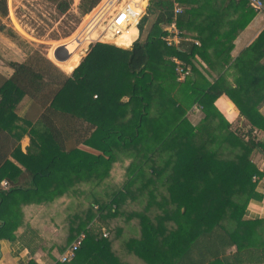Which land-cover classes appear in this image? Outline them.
I'll return each instance as SVG.
<instances>
[{
	"label": "trees",
	"instance_id": "trees-1",
	"mask_svg": "<svg viewBox=\"0 0 264 264\" xmlns=\"http://www.w3.org/2000/svg\"><path fill=\"white\" fill-rule=\"evenodd\" d=\"M48 1L60 13L68 9L66 2ZM100 1L81 0L82 14ZM191 1L177 3L184 7ZM234 3L251 12L240 16L227 36H236L255 12L243 0ZM152 10L153 24L143 36L148 16L140 19L130 48L91 43L74 70L50 52L49 59L63 72L73 71L70 76L44 60L55 76L14 63L13 74L0 77V183L10 185L0 188V240L16 238L24 207L49 208L73 191L78 194L75 189L84 182L93 191L86 209L77 198L65 218L68 246L62 252L84 235L69 264H123L122 255L146 264H264V219H243L249 201L261 199L255 188L262 171L254 156L264 155V141L233 132L214 106L226 95L249 122L250 132H264L257 110L264 99V29L230 64L235 87L227 86L224 75L203 86L192 77L180 83L170 59L199 75L191 59L205 60L203 49L186 42L169 47L163 41L168 32L162 26L173 19L172 0H149L147 14ZM6 14V0H0V18ZM194 15L184 9L175 20L178 30L197 27L190 21ZM206 30L197 35L202 46L208 41ZM25 96L43 110L34 125L15 113ZM194 105L204 114L196 125L186 117ZM26 134L31 148L23 153L19 143ZM9 156L30 175L27 187L16 185L23 171ZM118 161L124 178L120 186L109 180ZM93 220L111 224V235L88 228ZM20 239L31 254L41 242L29 226ZM232 247L235 251L229 252Z\"/></svg>",
	"mask_w": 264,
	"mask_h": 264
},
{
	"label": "crops",
	"instance_id": "crops-1",
	"mask_svg": "<svg viewBox=\"0 0 264 264\" xmlns=\"http://www.w3.org/2000/svg\"><path fill=\"white\" fill-rule=\"evenodd\" d=\"M234 1L240 0H192L184 7L180 5L183 10H194L195 15L190 16V21L197 26L185 27V29H182L181 36L184 41L181 43L186 42L197 48L202 47L203 55L206 57L204 60L199 55H194L191 59V62L198 70L199 75L193 74L191 66H189L190 75L187 78L192 77V79L197 81L200 86H203L206 82L212 84L218 79L219 75H224L227 86L230 85L235 87L234 75L236 72H234L233 68L229 66L243 50L254 42L259 33L264 29V10L259 12L255 11L252 19L243 30L238 31L236 36H227L228 34L233 33L235 22L239 17L244 14L249 15V12H251L246 9L244 10L242 6H238L237 8ZM243 1L246 2V8H251L246 0ZM0 22L1 24L4 23L2 18H0ZM162 27L168 29V24L163 25ZM204 27L207 29L204 34L206 36L205 40L208 41L202 46V40L198 39L197 35L202 33ZM17 28L20 30L18 26ZM135 29L137 35L133 42L138 38L137 26H135ZM209 33L212 34V36H208ZM213 34L216 36H213ZM222 34L224 36H219ZM0 44L1 56L4 46L9 48L13 43L12 41L5 39L3 36H0ZM130 46L128 48H130ZM227 57L231 58L228 66L223 64ZM17 63L19 64L23 62ZM221 64L224 66L222 69L220 67ZM260 64L264 65V57L260 60ZM69 68L74 70L76 67L72 68L69 66ZM13 72L14 69L11 66L6 67L5 63L0 59V77L8 79ZM184 80L177 79L180 83ZM214 106L230 124V129L233 132L244 134L243 136L245 140L247 139L246 134L250 133L253 138H257L259 141H264V132L257 129L250 132L251 126L249 122L240 116L239 111L226 95L217 98L214 102ZM257 110L258 113L264 117V99L259 103ZM42 112L43 110L38 106L37 102L28 96L23 98L15 110V113L19 118L32 122V125L37 123L39 120L38 117L42 115ZM203 116L204 114L197 105L192 106L186 114L188 121L192 125L198 124ZM19 144L21 151L26 153L27 150L31 148L29 136L27 134L24 135ZM9 158L11 162L16 164L23 171V174L17 180L16 185L27 187L29 185L30 175L10 156ZM254 162L259 170L262 171V176L257 180L255 188V191L261 196V199H253L249 201L244 210V220L264 219V155H262V153L255 154ZM120 166H122L120 161L115 163L109 178V180L111 179L112 182L118 186L124 181L122 176L123 171L119 170ZM117 169L119 170V174L117 173L114 175L113 172ZM115 179L118 182H115ZM90 186V183L82 182L81 185H78L75 189L79 190L78 194H75L73 191L70 194L71 196L60 198L59 201L55 202L49 208L35 205L24 207V224L23 226H20L15 233L17 239L15 238L13 241L0 240V264H27L30 261H33L36 264L60 263L58 257L62 253L61 250L68 246L67 237L69 225L65 218L71 212L70 209H73L71 203L77 198L82 200L83 207L86 209V202L90 201V197L93 193ZM95 194L100 195L101 193L98 191L95 192ZM26 226H29L41 238V242L38 244V247L33 254L29 252L20 239ZM87 227L93 229H98L99 227L101 234L105 232L107 233V236H110L113 231V226L111 224H109L108 227H104V225H101L95 220L88 224ZM260 231L264 234V229ZM228 251L234 252L235 247L230 248ZM118 260L123 264H146L136 256L122 255ZM70 262L66 264H69Z\"/></svg>",
	"mask_w": 264,
	"mask_h": 264
},
{
	"label": "rangeland",
	"instance_id": "rangeland-1",
	"mask_svg": "<svg viewBox=\"0 0 264 264\" xmlns=\"http://www.w3.org/2000/svg\"><path fill=\"white\" fill-rule=\"evenodd\" d=\"M59 1L68 4V9L64 13H60L57 10L56 3L48 0H6L7 14L3 18L4 23L3 27L0 28V36H3L5 39L10 40L13 43L9 48L4 46L2 55L0 56V59L5 63L6 67L11 66L13 68L14 63L23 62L32 65L35 68L38 67L43 68L44 70H49L48 72L55 76V72L50 71L51 67L44 61L47 60L50 64L55 66L54 68H57L64 75L70 76L73 71L70 74L63 72L57 64L49 59L50 56L48 54L53 51L54 55L59 59H66L63 44L68 42L71 37L79 31L84 22L87 21V18L91 13L95 12L97 7H102L103 0L86 14H82V9L80 8L81 0ZM106 1L105 5L111 0ZM122 1L124 0H118L119 3H122ZM143 3L144 1H142V7L144 6ZM148 4L149 0L145 3V14L142 16V18L148 16V20L143 28V36L146 35V32L149 30L156 17V12L154 10L147 14ZM108 9L96 21L97 23L95 22L94 28H96L99 20L105 15ZM16 25L20 30H18ZM130 29L126 31V33L130 31L128 34L132 35L130 38L134 40L137 35L136 29L135 27H131ZM98 39L94 38L93 40H89L86 48L80 50L79 54L85 56L89 47L97 42L112 44L111 42L104 40V38ZM123 48H128V45ZM66 65L69 66L68 63H66ZM48 67L50 69H48ZM122 167L123 166H120L119 170H123ZM119 170L117 169L113 174H119ZM115 182L118 181L115 179Z\"/></svg>",
	"mask_w": 264,
	"mask_h": 264
},
{
	"label": "built area",
	"instance_id": "built-area-1",
	"mask_svg": "<svg viewBox=\"0 0 264 264\" xmlns=\"http://www.w3.org/2000/svg\"><path fill=\"white\" fill-rule=\"evenodd\" d=\"M145 3L147 0H143ZM249 6L254 11L264 10V0H246ZM173 2V19L168 24L167 35L162 39L169 47H177L183 40L181 31L176 26V17L182 13L183 8L177 3V0ZM145 7L141 8V12H138L135 4L131 0H124L119 3L118 0H111V7L105 13V15L99 20L95 28L96 36L92 39L104 38L108 32L112 33L113 37L120 35L122 32L128 31L131 27L137 26L142 16L145 14ZM99 40V39H98ZM112 43V42H111ZM113 44V43H112ZM116 45V44H113ZM117 46V45H116ZM120 47V46H118ZM170 61L175 65V72L178 80H184L190 75L189 66L185 65L182 61L175 57H172ZM10 185L6 180L1 181L0 188L3 190L9 189ZM103 237H107V233L103 232ZM84 239V235L81 234L75 239L70 246L60 254L58 261L60 263L70 262L75 255V252L81 246Z\"/></svg>",
	"mask_w": 264,
	"mask_h": 264
},
{
	"label": "bare ground",
	"instance_id": "bare-ground-1",
	"mask_svg": "<svg viewBox=\"0 0 264 264\" xmlns=\"http://www.w3.org/2000/svg\"><path fill=\"white\" fill-rule=\"evenodd\" d=\"M105 1L106 0H103L102 7L100 6L97 7L95 9V12L91 13V15L87 18V21L84 22V24L79 29V31L74 36H72V38L68 42H65L63 44L64 52L66 54V59L63 61L68 63L70 67L75 68L79 65L83 57V54H79V51L82 50L83 48H86L87 44L89 43V40H93L92 38L96 36L95 28H94L95 22L104 14V12L109 7H111V1L107 5H105L107 2ZM131 1L133 4H135L137 11L141 12L142 0H131ZM125 33L126 31L122 32L120 35L116 37H113L112 33L108 32L107 34H105L104 40L119 45L120 47L121 46L124 47L127 45L129 47L133 40L132 38H130V36L132 35Z\"/></svg>",
	"mask_w": 264,
	"mask_h": 264
},
{
	"label": "water",
	"instance_id": "water-1",
	"mask_svg": "<svg viewBox=\"0 0 264 264\" xmlns=\"http://www.w3.org/2000/svg\"><path fill=\"white\" fill-rule=\"evenodd\" d=\"M55 58H56L57 60H59V61H63V60H65V59H59L58 57H56V55H55Z\"/></svg>",
	"mask_w": 264,
	"mask_h": 264
}]
</instances>
